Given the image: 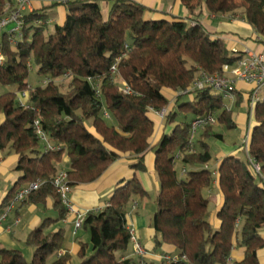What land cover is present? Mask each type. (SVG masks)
Wrapping results in <instances>:
<instances>
[{"label":"trees","instance_id":"trees-1","mask_svg":"<svg viewBox=\"0 0 264 264\" xmlns=\"http://www.w3.org/2000/svg\"><path fill=\"white\" fill-rule=\"evenodd\" d=\"M98 1L51 3L23 15L20 38L2 35L0 85L17 92L0 93V150L17 157L14 170L19 179L0 212L19 190L41 182L22 203L45 205L51 199L59 217L47 219L28 234L26 245L34 249L31 262L21 250L0 246V264H72L64 231L47 232L51 223L64 221L69 214L52 181L65 158L68 167L63 169L73 188L97 181L123 156L131 162L133 177L120 181L108 204L86 217L81 230L89 234V242L77 238L78 264H141L130 251L128 214L135 199L150 200L138 177L147 172L150 151L160 184L152 220L155 249L174 247L187 260L171 264H261L264 100L255 106L248 148L242 144L238 154L218 161L214 170L209 165L214 160L209 141H222L223 135L209 125L192 139L191 125L194 119L214 116L217 124L236 129L233 109L211 87L186 91L202 72L222 74L226 65L242 58L210 33L200 16L239 14L264 35V0H162L182 5L188 17L153 11L139 0H105L112 2L105 17ZM57 5L65 6L66 17L50 32L49 12ZM13 8L16 0H0V18ZM34 65L45 84L31 88L28 78ZM118 79L130 93L122 90ZM61 81L69 82L67 91ZM164 90L173 93V99ZM24 93L26 105L21 103ZM233 94L237 107L251 100L248 93ZM164 108L163 133L152 145L158 130L156 112ZM37 122L56 150L46 149ZM254 165H259V172ZM216 181L223 197L219 229L210 222L208 196ZM236 246L244 249L242 261L231 260Z\"/></svg>","mask_w":264,"mask_h":264},{"label":"crops","instance_id":"crops-1","mask_svg":"<svg viewBox=\"0 0 264 264\" xmlns=\"http://www.w3.org/2000/svg\"><path fill=\"white\" fill-rule=\"evenodd\" d=\"M51 1L52 2H46L44 0H31V8L27 12L39 10L43 7L49 6L51 3H66L68 0ZM139 2L153 11H166L167 13L178 17L189 16L186 9L180 4L173 5L162 0H139ZM62 6L63 7L59 13L54 10L55 8H53L49 12L50 17L52 13L56 12V14H60V16L64 17L62 18L64 21L67 10L64 5ZM150 15L153 17L155 13L152 12ZM50 17V25L63 23L62 20L60 23L56 22L55 20H50ZM199 22L202 23L210 33L216 34L224 39L228 49L231 52H234L242 57H245L248 54H256L261 55L264 58V35L259 34L253 26H251L242 18L241 15L228 14L217 16L204 13L202 16H200ZM250 89L251 87L245 85L244 83L237 84L238 92L242 93L243 95H246ZM260 94L264 96V89L260 92ZM226 103L230 107H235L236 100L232 103L229 101ZM240 107H242L243 110L239 114V124L242 126V136L244 137L250 122L249 108L246 102ZM155 119L158 123V130L154 140L152 141V145H155L159 141L164 128L163 123L159 121L157 116ZM252 121L254 125V120ZM170 130L171 127L167 128L165 131L169 132ZM222 141H218L219 143L215 144V146H217L216 149L218 152L215 155L214 160L209 164L214 170L217 169L219 165L218 161L222 160L226 156L236 155L239 152L240 146L237 147L226 145L225 143H222ZM16 162L17 157L15 155L9 157L8 159L0 158V166H4L6 168L10 167L11 165H15ZM145 162L147 166V172L139 173L138 177L145 190L149 193L150 200H141L139 198L134 200L129 208L128 225L130 228L135 229L140 243L147 251V264H161L162 261L160 260V257L162 255L177 256L178 253L174 247L168 245H163L158 250L155 249L156 232L152 225V220L155 213V205H153V208L149 210V204L154 197L158 196L160 184L155 172V155L153 151H150L147 154ZM130 163L131 162L128 160L127 156H123L120 160L112 164L106 173L97 181L90 184H83L73 187L70 201L75 209L79 211L102 210L108 204L116 185L122 180H128L133 177V172L130 169ZM62 166L64 169H67V158L64 159ZM5 174L6 175L4 176H8L7 180H13L12 185L14 186L13 183L16 180L15 176L8 175L7 172H5ZM7 194L2 191L0 192V204ZM208 196L211 200L210 222L214 228L219 229L220 222L217 219V213L223 205V197L219 190L217 181L215 182L214 188L208 191ZM2 214L4 213H1L0 217ZM58 217V211L54 208V201L51 199H49L45 205L20 203L15 207L14 210L7 214V218L5 220L0 222V246L4 247V245H7L15 247L17 241H20V244H22L23 239L26 241L27 236L31 231L41 226L47 219L57 220ZM75 218L76 217L74 214H68L64 221L51 223L47 229V232H58L59 230L64 231L66 237V246L70 250L73 258L72 264L80 249L77 238H79L81 241L89 242V234L86 231L82 230L85 234H87L88 237L78 236V233H75ZM262 238L264 239V231L262 232ZM244 256V249L236 246L232 252L231 260L242 261ZM259 257L261 264H264V249L260 251Z\"/></svg>","mask_w":264,"mask_h":264},{"label":"built area","instance_id":"built-area-1","mask_svg":"<svg viewBox=\"0 0 264 264\" xmlns=\"http://www.w3.org/2000/svg\"><path fill=\"white\" fill-rule=\"evenodd\" d=\"M46 2H52L51 0H44ZM31 8V0H16V8H13L9 14L0 18V65L4 63V55L2 52V35L5 30L12 26V29L7 33L13 35L14 38H20L21 30L23 28V15ZM113 72L116 70V67H113ZM67 77V76H65ZM119 83L122 85V90L125 93H130L127 84L118 79ZM244 83L245 85L251 87L248 94H250V101L247 103L249 108V117L250 122L247 128V131L244 135L243 144L245 145L246 149L249 146V140L251 136V131L253 127L254 120V109L256 104L259 101L264 100V96L260 94V92L264 89V58L261 55L256 54H248L245 57H242L239 61L234 63L233 65H226L223 69L222 74H214L210 75L207 73L202 72L197 80L194 81L192 86L186 91L192 92L194 90H202L206 87L213 88L216 92L220 93L223 96V99L226 102H234L236 100L235 95L233 92H238L237 84ZM26 93L21 95V103L22 105H26ZM232 106V104H231ZM230 107V106H228ZM231 108V107H230ZM167 114V108H164L158 112L156 115L161 119H165ZM108 117V114H106ZM217 119L214 116H210L207 118H198L194 119L192 122V139L195 138L196 134L200 129L205 126L209 125H216ZM38 122L36 123L37 134L39 135L40 139L46 143L47 150H56L58 147L53 146L48 142L47 135L41 128L38 126ZM254 168L257 172L260 171L259 165H254ZM43 183L36 182L30 184L27 188L19 190L14 198V201L10 203V205L6 208L4 214L0 217V222L7 218V214L14 210L15 207L21 203L30 193L35 192L40 189ZM52 185L58 195L61 198L62 203L67 208L69 214L75 215V222H74V230L75 233L80 231L83 228L84 222L86 217L89 213L94 211H79L75 209L73 204L70 201V196L72 193V186L70 184L68 173L66 170H60L52 181ZM130 235H131V246L133 254L142 259L141 264H147L146 256L147 251L142 246L139 241V238L136 234L135 229L130 228ZM161 261L166 264L171 263H178L180 261L186 262V258H180L177 256H170V255H162L160 257Z\"/></svg>","mask_w":264,"mask_h":264},{"label":"rangeland","instance_id":"rangeland-1","mask_svg":"<svg viewBox=\"0 0 264 264\" xmlns=\"http://www.w3.org/2000/svg\"><path fill=\"white\" fill-rule=\"evenodd\" d=\"M98 2H99V5L101 6V9H102L105 17H107L108 11H109L110 6L112 5V2H110V1L108 2L105 0H99ZM62 7H63L62 5H57L54 10H56V12L59 13L61 11ZM56 12L52 13L50 20H55L56 22L60 23L63 21L62 18H64V17L60 16V14H56ZM11 29H12V26H9L5 30V32L10 31ZM53 29H54V26L50 25L49 31L51 32ZM28 83H29V86L31 88H35L37 86H42L45 84V79L37 75V67L35 65L32 67V70L30 72V76L28 78ZM68 83L69 82H67V81H61L63 91L68 90ZM2 92L3 93L4 92H17V88H8V87H3L0 85V93H2ZM164 94L169 99H172L174 96V94L168 90H164ZM188 98H184L183 100L187 101V100H189ZM231 109H233V112H234V115H233L234 121L238 124L237 128L233 129V130H228L225 126H223L221 124H216L213 126V130H214V133L222 134L224 136V140L222 141V143H225L226 145L238 147V146H241L243 144V140H244V138L242 136L243 129H242V126L239 124V114L242 112L243 108L237 107L235 105V107H231ZM157 118L159 120H161L158 116H157ZM163 121H164V119H163ZM161 122H162V120H161ZM209 142L212 145L213 156L215 157V155L218 152V150L216 149L217 146H215V144H218L219 142L215 138H211ZM244 155L245 154L243 152L240 153V156L244 157ZM12 156H14V154L8 155L7 153H4L0 150V158L8 159L9 157H12ZM15 166H16V164L11 165L8 168H6L4 166H0V192L2 191L5 194H7L13 188V185H12L13 180H11V179L7 180L8 176L7 177L4 176V175H6L5 172H7L8 175H14L15 176L16 180L13 183L14 185L17 182V180L19 179V174L16 173L14 170ZM61 168L63 169V166ZM182 169L183 168L181 165H179V164L176 165V170L178 171L179 176H183ZM155 200H156V197H154L150 201L151 203L149 204V210L153 208V205H155ZM21 203H22V201H21ZM78 236L88 237L87 234H85L84 231H82V230L78 232ZM19 240H20V236H19ZM4 247H6L8 249L21 250L29 262H31L33 259L34 249L27 246L26 241H24V239H23L22 244H20V241H17V244L15 247L7 246V245H4ZM130 251H132V247L130 248ZM73 264H78V258L77 257H75V259L73 260Z\"/></svg>","mask_w":264,"mask_h":264}]
</instances>
